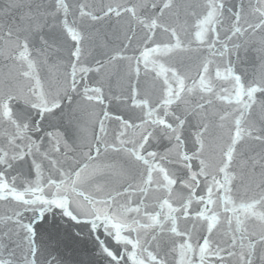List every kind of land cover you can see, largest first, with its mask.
<instances>
[{
  "label": "snow or ice",
  "instance_id": "1",
  "mask_svg": "<svg viewBox=\"0 0 264 264\" xmlns=\"http://www.w3.org/2000/svg\"><path fill=\"white\" fill-rule=\"evenodd\" d=\"M264 264V0H0V264Z\"/></svg>",
  "mask_w": 264,
  "mask_h": 264
},
{
  "label": "water",
  "instance_id": "2",
  "mask_svg": "<svg viewBox=\"0 0 264 264\" xmlns=\"http://www.w3.org/2000/svg\"><path fill=\"white\" fill-rule=\"evenodd\" d=\"M74 247V251L69 250V254L71 256V258L77 262L83 260V261H87L90 256H89V252H88V247L86 244H81L78 246H73Z\"/></svg>",
  "mask_w": 264,
  "mask_h": 264
}]
</instances>
